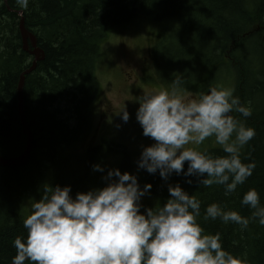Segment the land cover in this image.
I'll use <instances>...</instances> for the list:
<instances>
[{"label":"trees","instance_id":"1","mask_svg":"<svg viewBox=\"0 0 264 264\" xmlns=\"http://www.w3.org/2000/svg\"><path fill=\"white\" fill-rule=\"evenodd\" d=\"M20 11L24 12L26 29L37 36L45 60L26 78L24 89L27 122L34 135L31 157L23 167L0 168V264H10L16 255L13 242L17 236L27 238V229L23 226L24 219L30 215L27 203L39 201L46 185L70 186L73 198L78 193L106 187L108 181L104 177L112 156L119 158L115 169L122 174L136 175L139 185H152L141 202V212L158 204L163 206L170 198L169 185L179 183L201 201L198 222L205 234L219 232L223 247L234 256L246 257L248 264H264V226L258 221H250L248 228L241 231L236 224L203 219L205 208L212 203L250 217L251 210L242 206L241 200L253 188L264 205V0H30L27 10L20 9L15 0H8V4L0 0V157L5 158L20 156L27 140L19 118L17 87L21 74L30 68L34 57L22 51L21 18L17 13ZM140 18L153 22L175 20L183 28H179L182 32L175 38L173 50L163 46L173 55L166 58L157 49L160 56L154 71L158 83L168 89L173 80L180 78L179 91L182 93L185 87L199 98L212 85L216 86V80L209 83L203 78H192L190 82L193 79L198 82L188 84L191 78L185 76V67L190 60L185 51L189 49L197 51L195 56L211 54L209 66L214 74L224 66L239 73L232 89L242 104L251 107L252 115L246 120L256 131L243 151L249 162L256 163V168L232 194L225 196L223 186H200L195 177L183 174L173 173L165 180L159 171L150 174L139 168L140 157H135L124 145L106 140L97 143L98 137L92 133L96 118L93 105L108 104L104 87L97 78L101 48L112 30L129 27L130 23L135 26ZM114 32L121 31L111 33ZM192 35H195V47L189 41L182 43L180 38ZM225 57L235 62L236 67H231L230 62L225 65ZM180 58L185 60L178 63ZM170 68L176 70L170 71ZM188 69L195 75L205 71ZM65 96L68 101L63 102V108H56L55 104ZM102 113L108 115L107 111ZM233 115L242 118L239 113ZM106 121L105 118L100 133ZM206 151L225 155L218 146ZM241 159L247 163V159ZM81 164L78 171L75 166ZM95 165H100L103 171H94ZM68 166L74 171L53 174ZM189 179L192 183H187Z\"/></svg>","mask_w":264,"mask_h":264},{"label":"clouds","instance_id":"2","mask_svg":"<svg viewBox=\"0 0 264 264\" xmlns=\"http://www.w3.org/2000/svg\"><path fill=\"white\" fill-rule=\"evenodd\" d=\"M29 2L15 0L23 10ZM181 84L176 78L171 90L145 93L140 99L136 119L143 135L155 143L143 149L138 167L150 174L159 170L165 180L175 173L195 177L205 188L223 186L228 196L256 168L255 162L241 159V150L256 131L233 115L248 118L252 109L231 88L212 86L207 94L189 99L178 94ZM120 113L126 123L128 111L124 108ZM213 137L225 155L200 150ZM94 171L103 168L95 165ZM104 179L106 187L75 198L70 186L46 185L23 221L27 238L17 236L13 242L16 255L11 264H248L246 257L234 256L223 247L219 232L205 234L198 222L201 201L179 183L169 185L170 198L163 206L141 212V199L151 184L141 188L136 175L119 169L109 170ZM241 205L251 210L250 217L212 203L203 219L236 224L241 231L250 221L264 226V205L256 189L243 195Z\"/></svg>","mask_w":264,"mask_h":264},{"label":"rangeland","instance_id":"3","mask_svg":"<svg viewBox=\"0 0 264 264\" xmlns=\"http://www.w3.org/2000/svg\"><path fill=\"white\" fill-rule=\"evenodd\" d=\"M169 1L171 2V0ZM179 28H181V26L175 20L153 22L147 18H140L137 20L135 26L134 23H130L129 27L124 26L112 30H119L121 32L111 33V31L108 34L107 42L105 41L101 48L102 57L97 68V78L102 87H104L108 99V104H105H107L108 107L105 104L102 106L93 105L96 118L93 121L92 133L98 137V144L103 140L121 144L126 146L135 157H141L143 149L155 143L152 138L143 135V129L136 119V113L140 107L139 101L145 93H154L161 90H170L172 88L170 87V89H168L158 83V75H156V71H154L153 67L157 57L162 53L165 54L166 58L173 55L169 49L164 50L165 47L163 48V46L170 47L172 50L176 47L174 44L175 38L180 36L183 30V28H181L182 30ZM180 39L182 43L189 41L194 47L197 45L195 35L185 36L184 39L183 37ZM206 43H208V40L202 42L200 46L204 47ZM250 47H253L252 42L250 43ZM157 49L162 51L160 55H158ZM185 53L189 56L187 59L190 60L185 67L187 73L185 76L191 78L188 80V84H196L198 82V79H193V82H190L192 78H203L209 83L216 80V86L220 85L231 89L234 83H237L239 73L228 66L217 69L215 71L216 74L213 73V68L209 66V62L212 59L211 54L209 56H195L197 51L194 49H189L185 51ZM254 56H258L256 48L254 49ZM161 59H165V57L161 56ZM184 60L185 58H180L177 62L181 63ZM228 62H230L231 67H236L235 62L225 57V65H227ZM189 67L198 70L204 69L205 71L200 75H195L193 74L194 72L192 73L188 69ZM151 69L153 70L151 71ZM168 70L173 71L176 69L171 70L170 68ZM181 88L182 86L179 89ZM178 94L189 99H198L185 87H183L182 93L178 90ZM128 99H130V101L128 105H126ZM60 101L61 102L55 104L56 108H63V102H67L68 97L65 96L61 98ZM104 106L106 107L104 108ZM123 107L126 108L129 113V119L126 123L121 119L122 113L120 112L124 109ZM103 111H107L110 116H102V114H104L102 113ZM100 116L104 118L100 119ZM110 117L112 120H110ZM105 118L107 121L106 124L102 126V132L100 133L99 128L102 122H105ZM241 120L248 126L246 118L242 117ZM249 127L251 126L249 125ZM217 146L220 147L215 143L214 137L208 138L204 144L200 146V150L217 148ZM243 150L244 149L241 150V157L245 160L247 159V163H249L247 154H245ZM115 158H113V156L110 157L108 161L109 165L106 167V173L116 168L115 166L119 162V158ZM81 166L82 164L75 166V168L79 171ZM134 167L138 168L137 165ZM73 171L74 170L68 166L64 169L59 168L55 170L53 174L66 175ZM144 186L145 185L142 184L140 185L141 188ZM144 198L145 196L142 197L141 202ZM31 204L32 202L26 204L28 214H31Z\"/></svg>","mask_w":264,"mask_h":264},{"label":"water","instance_id":"4","mask_svg":"<svg viewBox=\"0 0 264 264\" xmlns=\"http://www.w3.org/2000/svg\"><path fill=\"white\" fill-rule=\"evenodd\" d=\"M6 4L7 0H5ZM21 32H22V49L24 52L30 54V55H34L36 56L37 60H41L43 59V51L41 50V48L38 46V43L34 40L33 36L30 35L25 29H24V20L21 21ZM28 40V42L26 41ZM36 70V66L33 65L32 67H30V69H28L27 71H25L26 74H31L33 71ZM22 87H23V82L20 85L19 88V111H20V115H21V119H22V128H23V133L24 135L27 136V148L26 151L24 152V154L18 158V159H10V160H5L0 158V167H3L5 165H22L27 158L29 157V154L31 152V149L33 147V142H34V137L32 136V133L29 129V127L26 125L25 122V118H24V102H23V98H22ZM11 264V263H10Z\"/></svg>","mask_w":264,"mask_h":264},{"label":"bare ground","instance_id":"5","mask_svg":"<svg viewBox=\"0 0 264 264\" xmlns=\"http://www.w3.org/2000/svg\"><path fill=\"white\" fill-rule=\"evenodd\" d=\"M5 4H6V2H5ZM10 12H12V11H10ZM18 13V15H19V17L21 18L20 20L22 21V20H24V29L30 34V35H32L33 36V38H34V40L38 43V45H39V41H38V38H37V36L35 35V34H33L32 32H30V31H28L27 29H26V25H25V18H24V12L23 11H20V12H17ZM22 13V14H21ZM21 21H20V27H21ZM19 27V33H20V36H21V38L23 37L22 36V32H21V28ZM27 42H28V40H26ZM23 46V45H22ZM41 48V47H40ZM41 50L43 51V59H41V60H37L36 59V56H34L33 55V57H34V61H33V63H32V65L30 66V67H32L33 65H35L36 66V69H37V66H38V64L40 63V62H42V61H44L45 60V52H44V50L41 48ZM32 56V55H31ZM30 74H26L25 73V71L21 74V76H20V79H19V83H18V87H17V96H18V103H19V88H20V85H21V83L23 82V87H22V98H23V102H24V109H25V111H24V118H25V122H26V125L29 127V124H28V122H27V117H26V106H25V101H24V89H25V85H26V78L29 76ZM144 81H146V80H144ZM18 108H19V106H18ZM102 116H104V114H102ZM19 118H20V123H21V126L23 125V123H22V119H21V115H20V111H19ZM29 129H30V131H31V133H32V136L34 137V135H33V132H32V130H31V128L29 127ZM33 145H34V143H33ZM126 147V146H125ZM26 148H27V145H26V147H25V150H24V152L26 151ZM24 152L20 155V156H17V157H13L14 159H18V158H20L23 154H24ZM32 152H33V147H32V149H31V152H30V154H29V157L27 158V160L22 164V165H5V166H3L2 168H19V167H23L25 164H26V162L28 161V159L31 157V154H32ZM0 158H2V159H5V160H10L11 158H5V157H0Z\"/></svg>","mask_w":264,"mask_h":264}]
</instances>
